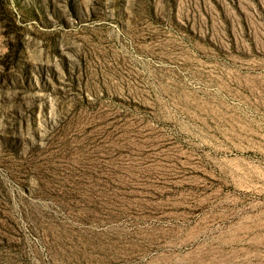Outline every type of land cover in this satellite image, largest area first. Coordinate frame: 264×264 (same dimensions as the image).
<instances>
[{
  "label": "rangeland",
  "instance_id": "obj_1",
  "mask_svg": "<svg viewBox=\"0 0 264 264\" xmlns=\"http://www.w3.org/2000/svg\"><path fill=\"white\" fill-rule=\"evenodd\" d=\"M264 0H0V264H264Z\"/></svg>",
  "mask_w": 264,
  "mask_h": 264
},
{
  "label": "bare ground",
  "instance_id": "obj_2",
  "mask_svg": "<svg viewBox=\"0 0 264 264\" xmlns=\"http://www.w3.org/2000/svg\"><path fill=\"white\" fill-rule=\"evenodd\" d=\"M262 180H264V177H263V179Z\"/></svg>",
  "mask_w": 264,
  "mask_h": 264
}]
</instances>
